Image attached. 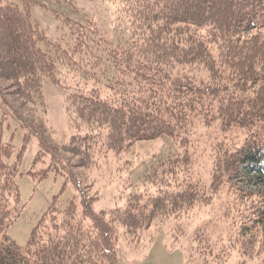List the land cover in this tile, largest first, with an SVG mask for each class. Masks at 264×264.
Instances as JSON below:
<instances>
[{"label":"trees","instance_id":"1","mask_svg":"<svg viewBox=\"0 0 264 264\" xmlns=\"http://www.w3.org/2000/svg\"><path fill=\"white\" fill-rule=\"evenodd\" d=\"M24 1L22 8L0 0V95L13 93L45 116L43 82L58 83L57 62L91 66L85 70L90 83L75 82L67 90L64 106L75 131L60 148L48 149L54 156L69 153L88 166L161 136L175 140L182 151L148 166L142 177L150 190L131 192L115 209L96 211L98 198L87 197L80 183L62 212L57 208L63 196H54L21 246L8 231L23 209L18 183L22 155L5 162L14 146L0 135V264H105L113 255L108 215L132 232L163 220L184 234L183 221L212 203L224 182L264 189V38L243 36L264 28V0H220L226 5L221 11L199 0H119L117 12L127 11L136 35L116 45L98 28L69 17L64 22L70 42L54 43L30 15L32 3L41 0ZM2 82L9 86L3 88ZM194 114L205 122L216 119L218 128L231 135L225 136L230 141L212 145L207 178L197 176L193 167ZM23 124L35 132L28 118ZM55 170L69 176L55 163L31 175L43 179ZM202 259L191 262L208 264Z\"/></svg>","mask_w":264,"mask_h":264},{"label":"rangeland","instance_id":"2","mask_svg":"<svg viewBox=\"0 0 264 264\" xmlns=\"http://www.w3.org/2000/svg\"><path fill=\"white\" fill-rule=\"evenodd\" d=\"M2 1L25 8L24 0ZM210 3L219 11L226 6L220 0H199L198 4L204 6ZM118 6L119 0H41L32 3L30 15L54 43L65 45L70 42V28L64 22L69 17L83 25L89 23L90 28H98L113 45L127 44L131 36L136 35V24L127 11L117 12ZM243 36L260 41L261 37L264 38V28L248 30ZM90 67L83 65L77 68L57 62L55 82L58 83L51 79L43 82L42 101L47 108L45 116L34 106L17 99L13 93L7 95L3 90L0 95V135L3 142L14 146L12 157L5 162L11 164L20 153L22 155L18 183L23 209L8 231L21 246L27 244L33 229L45 217L54 196H63L57 208L58 212H62L81 184L87 197L98 198L96 211L112 210L117 205L123 206L131 192L145 194L147 188L150 190L151 185L142 177L148 166L182 151L175 140L161 136L139 141L120 155L88 166L81 165V159L69 153L54 156L48 149L60 148L75 131L64 106L67 90L75 82L90 83L85 73V70L90 71ZM1 84L3 88L9 86V83L6 86L5 82ZM23 118H28L36 128L35 132L28 130ZM203 120V115H193L190 136L195 173L200 178H207L215 154L212 145L231 135L218 128L216 119L206 121L210 124ZM26 135L29 136L27 140ZM225 141H230V138H225ZM39 152H42L41 157L36 162ZM52 163L62 167L69 176L66 178L58 170L43 179L31 175L32 172L40 173ZM73 174L75 179H72ZM180 175L182 177L183 172ZM155 190L154 186L153 193ZM105 220L111 231L109 246L113 249L112 257L105 260V264H194L191 258L199 260L201 257L208 264H254L264 259V189L254 184L246 186L244 183L237 184L235 180L224 182L212 203L201 206L183 221L184 234H181V228L163 220L138 232L111 220L109 215ZM43 221L50 223L49 218ZM101 240L104 238L101 237Z\"/></svg>","mask_w":264,"mask_h":264}]
</instances>
